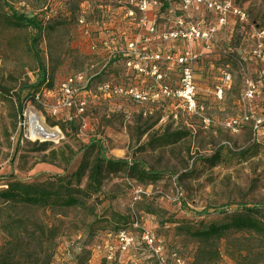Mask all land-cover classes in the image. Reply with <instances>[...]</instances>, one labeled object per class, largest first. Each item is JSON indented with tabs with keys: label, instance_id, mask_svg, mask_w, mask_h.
I'll list each match as a JSON object with an SVG mask.
<instances>
[{
	"label": "rangeland",
	"instance_id": "1",
	"mask_svg": "<svg viewBox=\"0 0 264 264\" xmlns=\"http://www.w3.org/2000/svg\"><path fill=\"white\" fill-rule=\"evenodd\" d=\"M232 1L247 12L245 21L232 16L209 43L179 40L159 46L200 53L194 65L202 107L198 113L178 103L147 106L104 99L98 91L104 80H125L114 70L92 80L91 101L78 115L75 108L60 104L61 85L69 76L90 74L100 66L79 18L86 16L91 22L96 15L119 8V1L0 0V188L7 180L40 182L73 174L86 158L84 148L91 140H99L109 158H135L162 173L157 182L147 185L124 173L108 176L92 211L84 207L15 209L16 217L28 226L53 228L56 238L50 264H264V240L249 233L232 232L209 241L194 235L243 205L264 204V0ZM13 11L48 23L37 50L49 80L39 89V98L24 102L22 109L19 96L27 98L29 89L24 88L36 81L41 64L30 48L36 32L3 20ZM153 14L159 30L173 27L170 19L183 14L182 0H172L170 7ZM185 15L188 20L217 23L213 12L202 5L191 7ZM178 75L172 76L176 80ZM249 81L257 85L251 101L245 99ZM31 111L50 128L59 129L61 137L33 138ZM245 114L248 120L229 125ZM256 118L262 120L258 126ZM216 153L220 161L204 160ZM136 188L142 189L138 196ZM0 224L2 257L14 236ZM122 228L135 237L130 250L117 252L111 262L95 254L89 263L95 242L116 245ZM146 231L161 246V259L145 241Z\"/></svg>",
	"mask_w": 264,
	"mask_h": 264
},
{
	"label": "built area",
	"instance_id": "2",
	"mask_svg": "<svg viewBox=\"0 0 264 264\" xmlns=\"http://www.w3.org/2000/svg\"><path fill=\"white\" fill-rule=\"evenodd\" d=\"M119 8H113L108 14L97 15L93 21L81 17L79 22L84 26L85 35L89 38L90 52L97 55L98 66H92L96 71L90 74H76L69 76L61 85L63 98L60 102L67 108H75L78 115L84 114L90 100V86L93 79L107 72L117 70L123 79H107L99 86V94L104 99H119L141 105L171 104L198 113L202 107L198 104L195 63L200 53L192 48L180 51L159 48L161 43L176 41L202 40L209 43L214 39L220 25L228 23L232 16L240 21L247 19V12L238 7L232 0H182L183 14L170 19L174 24L164 30H159V21L153 14L158 8L170 7L172 0H118ZM205 6L213 12L216 22L207 19L188 20L186 13L193 6ZM179 75L175 80L173 73ZM148 81V82H147ZM82 91L84 97L82 96ZM257 92V85L253 81L247 83L245 99L251 101ZM39 98V95H37ZM147 112H145L146 114ZM172 115L177 118V111ZM254 115V114H253ZM249 115L232 120L231 127L238 126L248 120ZM73 119V117H71ZM256 126L262 120L255 119ZM141 188H136L134 194L138 196ZM143 236L148 246L160 257L161 246L157 245L153 234L146 231ZM135 243V237L126 228L116 235V245L95 242L91 248L92 263L96 256L111 262L117 252L129 251ZM96 256L94 257V255ZM161 263V262H160ZM163 264V263H161Z\"/></svg>",
	"mask_w": 264,
	"mask_h": 264
},
{
	"label": "trees",
	"instance_id": "3",
	"mask_svg": "<svg viewBox=\"0 0 264 264\" xmlns=\"http://www.w3.org/2000/svg\"><path fill=\"white\" fill-rule=\"evenodd\" d=\"M3 20L15 27L31 28L36 32L31 38L30 48L41 64L37 49L38 42L47 28V20L17 11L6 14ZM40 69L36 81L24 88L29 89L27 98L19 96L21 109L24 102L35 100L39 89L48 83L46 68L41 64ZM84 149L87 153L86 158L73 174L51 176L40 182L7 180L5 186L0 188V222L14 236L10 248L0 257V264H50L54 256L56 236L52 233L53 228L39 224L35 225V228L28 226L23 219L16 217L15 209L18 207L38 209L84 207L92 211L95 207L94 202L98 201L103 192V184L108 176L124 173L127 178L143 185L155 183L162 176V173L146 168L141 160L109 158L99 140H91ZM228 153L232 156L241 155ZM219 156L220 154L216 153L204 160L218 162ZM85 178L86 184L82 187L81 183ZM232 232H245L264 240V204L243 205L222 222L212 223L203 230L199 229L194 235L209 241L213 237L217 239L226 237Z\"/></svg>",
	"mask_w": 264,
	"mask_h": 264
},
{
	"label": "bare ground",
	"instance_id": "4",
	"mask_svg": "<svg viewBox=\"0 0 264 264\" xmlns=\"http://www.w3.org/2000/svg\"><path fill=\"white\" fill-rule=\"evenodd\" d=\"M29 130L33 138L38 140H57L61 137V132L57 128H50L44 120L35 112H29ZM86 184V182H85ZM0 224V228H1Z\"/></svg>",
	"mask_w": 264,
	"mask_h": 264
}]
</instances>
